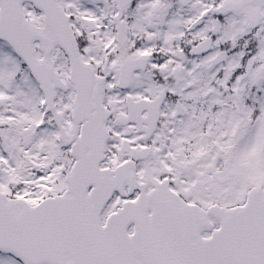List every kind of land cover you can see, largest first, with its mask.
<instances>
[{"label": "snow or ice", "instance_id": "obj_1", "mask_svg": "<svg viewBox=\"0 0 264 264\" xmlns=\"http://www.w3.org/2000/svg\"><path fill=\"white\" fill-rule=\"evenodd\" d=\"M0 264H264V0H0Z\"/></svg>", "mask_w": 264, "mask_h": 264}]
</instances>
